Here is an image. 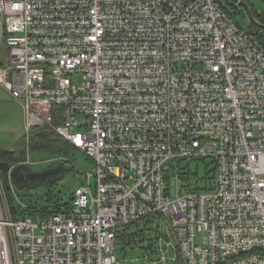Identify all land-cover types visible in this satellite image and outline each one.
Returning <instances> with one entry per match:
<instances>
[{"label": "built area", "instance_id": "2783aa9c", "mask_svg": "<svg viewBox=\"0 0 264 264\" xmlns=\"http://www.w3.org/2000/svg\"><path fill=\"white\" fill-rule=\"evenodd\" d=\"M226 7L0 0V86L26 133L25 158L0 169V264H264V44ZM46 127L93 172L68 205L21 220L8 191ZM196 159L214 160L213 189H175L170 163ZM144 219L153 249L120 254Z\"/></svg>", "mask_w": 264, "mask_h": 264}, {"label": "rangeland", "instance_id": "374dc122", "mask_svg": "<svg viewBox=\"0 0 264 264\" xmlns=\"http://www.w3.org/2000/svg\"><path fill=\"white\" fill-rule=\"evenodd\" d=\"M223 1L231 3L232 0ZM248 3L257 14L264 15V0H248ZM229 10L238 25L242 29L248 30L251 20L246 11L237 10L232 7ZM6 52L7 47L3 43L0 45V59L5 58ZM24 125L25 114L21 104L0 86V156L4 152L20 151L21 149L26 153ZM64 158H68V162L64 163ZM31 161L32 165L28 169H21V175L27 177L32 173H42L61 165H64V170L58 176H52L37 182L30 181L23 184L13 180L18 199L10 191H8V194L12 207L19 208V211L22 205L29 208L42 209L54 206L58 201L61 203L69 202L75 191L83 186L85 173L93 172V162L84 153L77 150H73L67 155L52 150L33 151L31 152ZM209 163L210 161H207L205 164L200 163L198 166L196 162L191 163L190 168L192 172H195L197 167L199 171L198 177L192 179V184H195L198 179L204 176L205 166ZM170 164L176 170L172 176L179 177V181L175 180L174 188L181 190L186 188L177 173L178 167L182 168L186 166V163L174 161ZM41 216L39 213L24 212L23 215L21 214L20 219L30 218L35 220ZM129 250L130 248L127 253L128 258H135L141 254L140 251ZM168 264L175 263L170 260Z\"/></svg>", "mask_w": 264, "mask_h": 264}, {"label": "trees", "instance_id": "16d2710c", "mask_svg": "<svg viewBox=\"0 0 264 264\" xmlns=\"http://www.w3.org/2000/svg\"><path fill=\"white\" fill-rule=\"evenodd\" d=\"M226 2V1H225ZM243 3H246L248 7L251 9L253 12L254 18L257 22L261 23L264 25V15H259L257 14L253 7L248 3V0H242ZM233 0L230 2H226L227 6L226 10L229 13V15L233 18L232 13L230 12V8H234L237 10H240ZM241 10L246 11V9L242 6ZM247 13V11H246ZM248 14V13H247ZM234 19V18H233ZM235 20V19H234ZM248 32H255L256 34L259 35V38L261 42L264 44V28H260L256 26L254 23L251 22V24L248 27ZM25 142V140H24ZM45 151V150H52L54 152H58L60 154H69L71 151L75 150L69 142L65 141L62 139L59 135H57L53 129L46 127L44 129H38L34 132V134L31 137V142H30V151ZM26 156L25 151L21 149L20 151H9V152H4L0 156V164L1 163H16L24 159ZM207 161H210L209 164L205 166V174L202 178L198 179L195 184H192V179L198 177L199 171L198 167L196 168L195 172H192L190 166L191 163L196 162L197 166L200 163H206ZM185 162L186 166L180 168L178 167V174L180 176V179L182 182L185 184L187 188H191L192 190L196 192L200 191H210L213 189V182L215 181L216 178V165L214 160L212 159H196L192 161H180L178 163ZM28 169V167H22ZM21 173V168L20 172ZM72 200V197H71ZM70 200V201H71ZM69 202L67 203H61V202H56L54 206H49L46 208H40V209H35V208H28L26 211L21 212L23 215L24 212H32V213H39L42 215V217H48L55 213L60 206L62 205H68ZM11 202V199H10ZM12 207V205H11ZM13 213L16 216L17 213H19V208H13ZM21 216V215H20ZM152 229L151 227V221L150 220H141L138 222H135L133 224H130L129 226L123 228L119 232L118 236V243L120 246V254H124L126 249L134 250L135 248L139 247L140 250H147L148 249H153L154 247V234L150 231ZM149 242V243H146ZM147 244V245H145Z\"/></svg>", "mask_w": 264, "mask_h": 264}, {"label": "water", "instance_id": "95a60500", "mask_svg": "<svg viewBox=\"0 0 264 264\" xmlns=\"http://www.w3.org/2000/svg\"><path fill=\"white\" fill-rule=\"evenodd\" d=\"M234 2H238L239 0H233ZM241 5L246 9L248 16L251 20L252 23H254L256 26L260 27V28H264V25L257 22L254 18L253 12L251 11V9L248 7V5L246 3L241 2ZM2 65V62L0 61V66ZM9 164L8 163H1L0 164V169L2 170L3 174L5 175L8 168H9ZM22 169V168H21ZM64 170V165H61L55 169H50L48 171L42 172V173H32L29 176H23L21 175L20 172V168L16 169L15 173H14V179L16 180L17 183H28V182H37V181H41L43 179L52 177V176H58L62 171Z\"/></svg>", "mask_w": 264, "mask_h": 264}, {"label": "bare ground", "instance_id": "6f19581e", "mask_svg": "<svg viewBox=\"0 0 264 264\" xmlns=\"http://www.w3.org/2000/svg\"><path fill=\"white\" fill-rule=\"evenodd\" d=\"M32 152V151H31Z\"/></svg>", "mask_w": 264, "mask_h": 264}]
</instances>
